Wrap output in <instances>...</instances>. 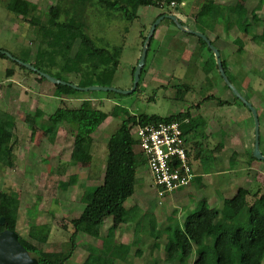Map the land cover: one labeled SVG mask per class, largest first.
Instances as JSON below:
<instances>
[{
	"label": "rangeland",
	"instance_id": "rangeland-1",
	"mask_svg": "<svg viewBox=\"0 0 264 264\" xmlns=\"http://www.w3.org/2000/svg\"><path fill=\"white\" fill-rule=\"evenodd\" d=\"M2 1L4 4L0 3V50L18 58V61L35 65L36 68L32 67L37 71L48 73L47 75L50 74L61 82L77 86L81 79L82 88L95 86L119 91L131 89L132 69L136 67L140 58L142 37L148 34L156 18L163 13L175 15L184 21V26L190 30L195 31L199 28L201 32L208 34L214 40V46L222 49H219L220 58L227 64L230 75L229 63L236 61L234 65L240 66L243 58L239 56L246 51L247 72L238 71L234 74L246 90L242 89L234 79L233 82L238 92L245 99L249 97L254 99L259 112L261 111L258 114L259 142L260 151L264 154V44L255 43L250 35L240 33L232 23L226 31L223 30L222 24L213 26V21L205 17L200 20L197 13L200 5L206 0H180L179 4L174 2V6L160 9L140 7L136 12L138 18L131 22L122 19L117 13L108 12L98 6L83 5L81 2L77 4V0H73L75 5L69 0H28L37 6L35 13L37 16L30 24L21 19L17 23L15 16L9 11L11 0ZM212 1L221 5L223 11H226L229 5H246L247 11H253L259 20L249 27L251 35L259 36L264 33V4L260 0ZM55 5L62 9L59 22H69L64 15L68 12L70 18L85 26V34L97 47L107 48L116 56L111 60L104 58L88 60V65L85 63L78 67L66 62V60L80 61L88 53L89 49L80 40L74 43L68 58L65 56L66 52L62 50H58L55 56H52V45L43 43L42 46L43 35L40 30L48 24L47 13L50 7ZM15 26H19L18 32ZM50 29L52 31V28ZM173 33L176 35L172 36L171 40H167L166 37H170ZM154 35L145 60L146 73L138 90L130 95L115 92L107 95L106 92L101 91L73 92L69 89L59 92L47 80H39V75L17 68L11 59H0V109L15 117L17 138L13 168L0 170V190L19 194L20 205L11 211V215L17 221L16 230L22 238L42 250L61 252L69 248L68 241L72 233L70 221L77 218L84 208L80 203L84 189L102 183L107 154L106 144L121 123V118L108 117L92 134L93 142L87 147L74 143L73 130L66 125L59 128L52 143L39 132L31 136L30 130L24 123L26 115H33L38 111L39 119L44 120L60 107L61 99L64 100L63 105L70 108H77L83 100H88L93 107L106 113H111L112 108L118 106L126 109L128 114L134 117L141 114L169 117L190 108L191 115L197 123L203 121L207 123L204 134L202 133L205 136L202 141L204 143L202 157L193 160L192 167L202 174H214L223 166L225 171L231 172L225 176L226 178L236 177L233 184L237 189L244 187L256 191L260 188L264 193V180L260 181V174H264V163L259 162L258 172H255L256 170H245V165L239 160L228 162L227 159H223L229 154H223L221 158L219 154L221 148L214 143L219 133L217 130H211V133H215L211 135L207 130L210 121L219 127L228 123L239 130L245 128L251 131L253 144V119L250 117L248 121H244L240 115L239 110H246L242 103L235 100L232 93L224 87L214 55L202 47L196 36L180 31L168 21H164ZM235 40H240L241 43H236ZM240 46L241 53L238 52ZM115 50H118V53ZM10 68L14 69L15 76L8 80L5 72ZM66 70L73 72L66 73ZM210 95L215 99L203 101ZM228 98L233 105H217V101H225ZM196 105L199 107L196 108ZM246 113L249 115L247 111ZM239 135L233 137L237 136L239 139ZM191 138L189 150L193 158L195 151L192 148ZM221 138L225 140V135ZM74 149L88 153L90 160L72 161L70 156ZM135 151L137 152L138 149L135 148ZM209 191V187L204 188L196 191L193 196L183 199L182 202L176 203V206L169 204L168 198L160 200L156 197L147 167L140 166L136 173L134 194L124 203L127 210L132 207L138 210L131 212L128 222L115 233L118 244L131 245V254L125 261H117L116 264H154L156 259L159 261L158 264H172L165 261L166 239L162 229L166 225V217L172 213L177 214L178 221L175 225L181 226L183 219L195 212L201 198L206 197L205 193ZM208 196V199L213 197L209 202L214 208L222 207V197L218 194ZM229 196L232 195H227ZM141 199L144 200L143 203ZM159 201H162V205H158ZM141 206L145 207L146 212L140 208ZM152 215L159 218V222L156 221L157 231L154 235H151L149 230ZM175 219L174 217L172 221ZM30 223L50 225V236L45 244H38L28 238ZM103 223L92 237L82 233L76 236V249L65 264H83L89 246L103 247L108 229L106 226L111 225V218H107ZM156 236L158 238L154 239ZM135 241L138 242L137 245H132ZM137 249H141L140 256L134 255ZM233 258L237 260L236 251L233 252Z\"/></svg>",
	"mask_w": 264,
	"mask_h": 264
},
{
	"label": "trees",
	"instance_id": "trees-1",
	"mask_svg": "<svg viewBox=\"0 0 264 264\" xmlns=\"http://www.w3.org/2000/svg\"><path fill=\"white\" fill-rule=\"evenodd\" d=\"M69 1L73 3V0ZM260 1L264 4V0ZM78 2L83 3V5L98 6L108 12L117 13L122 19L131 22L138 18L136 12L140 7L169 8L171 3L177 2L179 4L181 1L77 0L76 3L78 4ZM9 5L10 13L19 16L21 20L28 24L32 23L33 19L37 16L35 14L37 6L28 0H11ZM72 5L75 4L73 3ZM221 8V5L215 4L212 0H206L200 5L197 15L200 20L205 17L211 22L213 21L212 25H214L220 16ZM61 13L62 9L60 6L55 5L50 7L47 13L48 24L40 30L43 35L42 46L43 43H50L52 45V56H55L54 54L58 50H62L66 52L65 56L68 58V54L77 40H80L89 49L88 53L80 61L66 60V62L74 64L77 67L85 63L88 65V60L101 58L111 60L113 56H116L112 55L107 48L97 47L85 34V26L70 18L68 12L66 14L64 13V15L69 22H59ZM168 15L171 14L163 13L158 16H164V19L156 26V30L164 21H168L174 25L167 18ZM198 17L195 18L196 21ZM257 21L259 20L253 11L248 12L246 8L238 4H233L227 7L222 18V25L227 30L230 23H232L240 33L250 35L255 43L264 44V33L258 36L251 35L249 31V27ZM181 24L183 25V23ZM50 28H52V31ZM204 35L206 36V34ZM146 36L147 34L142 37L141 46H143ZM153 40L154 35L150 39L149 48ZM197 40L202 44V47L206 48L212 54L205 42L199 38ZM234 42L241 43L240 40H235ZM211 44L214 45L213 42ZM241 51L242 47L240 46L238 52L241 53ZM115 52L118 53V50H115ZM12 57L14 59L12 62L17 68L25 70L28 73L39 75L37 72L26 69L24 66L18 64V58ZM0 59L8 58L0 54ZM20 61L25 63L22 60ZM221 63L228 80L234 85L233 77L227 71V64L223 59H221ZM32 66L36 68L35 65L32 64ZM94 66H97V64H94ZM145 67L146 62L142 68L140 80L135 92L138 90L143 76L146 73ZM134 70L135 67L132 69V81ZM72 72V70H66V73ZM5 76L8 80L15 76L14 69H7ZM38 79L46 81L42 77ZM81 82L82 80L80 79L79 84H77L78 87H81ZM53 87L59 92L63 89L76 92L68 86L53 85ZM224 87L228 89L225 84ZM236 89L238 90V88ZM109 93L106 92L107 95ZM233 98L238 100L234 96ZM214 99V96L210 95L204 98L203 101L206 102ZM60 103V107L44 120L42 118L39 119L40 114L38 111L33 115H26L24 123L30 130L31 136L35 132H39L52 143L55 141L59 128L62 125H66L73 130L74 143L87 147L91 146L93 142L92 134L96 132L108 117L121 118L119 127L108 138L106 144L107 154L102 183L98 186L84 189L80 197V203L84 205V208L77 218L70 221L72 233L68 241L69 248L65 251L46 252L18 234L16 230L17 221L11 215V211L20 205V196L18 193L0 190V219L3 218L4 220V225H0V233L6 229L16 232L20 244L37 260L38 264H65L76 249V236L82 233L92 237L96 227L104 219L111 218L112 224L107 230L103 247L89 246L87 248L88 255L83 264H116L117 261H125L131 254V245L118 244L115 240V233L122 225L128 222L129 214L138 210L136 207L127 210L124 207V203L134 194L137 169L145 165V160L142 155L139 151H135L137 145L132 137V126L136 119L141 124L156 122L181 123L191 166H193V160H198L202 157L204 148L202 141L205 139L203 134L207 123L205 121L197 123L191 115L190 108L169 117L149 116L146 114L134 117L133 115H129L126 109L118 106H114L111 113H106L101 109L93 107L88 100H83L77 108L64 106V100L62 99ZM228 104L227 101H217L218 106H226ZM243 106L252 118L250 111L245 105ZM198 107L199 105H196V108ZM15 129V117L5 110L0 109V170L11 169L14 166L17 146ZM190 138L193 141L192 148L195 151L193 158H191V151L189 150ZM252 149L247 152L248 157L251 162L259 163L260 161L252 157ZM262 155L264 154L262 153ZM235 157L234 155L231 156L228 162L236 160ZM70 158L75 162L90 160L88 153L78 151L77 149L72 151ZM195 178L192 180V183L195 182ZM260 179L263 182L264 176L262 174H260ZM196 187L201 188V185H197ZM173 214L169 215L168 224L162 229V233L166 239L164 246L166 262L172 264H264V193L261 192L260 188L256 191L238 188L232 198L223 200L220 209L210 207L206 200L202 199L195 212L188 214L183 219L181 226H172ZM156 225V220L151 217L149 221L151 235H154L155 231H157ZM50 231L49 224L30 223L27 235L32 241L38 244H45L50 236ZM157 238V236L154 237V239ZM137 243L135 241L132 245H137ZM234 251L237 252L236 261L233 258ZM134 255L140 256L141 249H137ZM158 262V259H156L153 263L158 264Z\"/></svg>",
	"mask_w": 264,
	"mask_h": 264
},
{
	"label": "built area",
	"instance_id": "built-area-1",
	"mask_svg": "<svg viewBox=\"0 0 264 264\" xmlns=\"http://www.w3.org/2000/svg\"><path fill=\"white\" fill-rule=\"evenodd\" d=\"M132 137L145 160L158 199L168 198L191 185L196 174L189 163L181 123L141 124L136 119ZM158 205H162V201Z\"/></svg>",
	"mask_w": 264,
	"mask_h": 264
},
{
	"label": "crops",
	"instance_id": "crops-1",
	"mask_svg": "<svg viewBox=\"0 0 264 264\" xmlns=\"http://www.w3.org/2000/svg\"><path fill=\"white\" fill-rule=\"evenodd\" d=\"M0 1H1L0 2L1 4H4V2L2 0H0ZM240 6L246 8V5H240ZM224 12L225 11L221 10V14H220L218 20L214 23L213 26H215V25L218 26V25H221L222 24V18L224 16ZM12 16H15V20L18 23L20 17L19 16H16V15H12ZM180 22L183 23V25L185 24L184 21H182V20H180ZM194 23H195V20H194ZM195 25H196V23H195ZM15 30H16V32H18L19 26H15ZM223 30H226V29H223ZM195 31L201 32L202 30H200L199 28H197V30H195ZM202 33L206 34L205 32H202ZM174 35H176V34L173 33V34H171L170 37H166V39L167 40H171L170 38L172 36H174ZM156 36H157V34H156ZM206 36L207 37H210L208 34H206ZM209 39L211 41H213V43H214V40L211 37ZM219 49H221V48L219 47ZM219 49H218V51H219ZM219 53H220V51H219ZM240 55L241 56H239V58H243V60L240 61L241 62V65L240 66L234 65V63L236 61L234 63H229V65L231 66V72L230 73H231V76L233 77V79L235 81H237L238 85L240 87H242V89H245V87L243 86V83H241L238 78L234 77V74H236L238 71H243L244 73H246L247 70H248V66H247L248 65V62L246 60V58H247L246 51L242 52ZM246 100L248 102H250L251 105L256 109V112H257V115H258L261 111L259 112L258 107H257V105L254 102V99H252L251 97H249ZM225 101H227L229 103L226 106L233 105V102L231 101V99L228 98V100H225ZM239 112H240V115L242 116V118L244 119V121H248L249 120L250 115H248L246 113V111H243V110L240 111L239 110ZM229 123L231 124V122H229ZM208 126H209V128H207V130L210 131V134L211 135L212 134L213 135L215 134L214 132L211 133V130H217L218 133H219L218 134L219 138H218V136L215 137L214 143H217L218 144L217 146L219 148H221V150L219 152V154L221 155V158L223 157V154H229L228 156H225L223 158V159H227V161H229L230 157L234 155V156H236L235 157L236 160H239V162H242L243 165H245V168H244L245 170H249V171H255L256 170L255 172H258L259 163L258 162H251L250 161V158L248 157V154H247V152L250 149L253 148V144H252V133L250 134V132H251L250 130L245 129V128H243V130L242 129L239 130L237 128H233V126L232 125H229L228 123H225L224 125H222V126L219 127L218 125L213 124L212 121L208 122ZM227 130H229V131H227ZM230 134H232V135H230ZM222 135H225V140H222V138H221ZM233 135H237V136L239 135V139H238L237 136H234L233 137ZM240 137H241V139H240ZM259 148H260V142H259ZM242 163H241V165H242ZM244 169H242V170H244ZM217 170L218 171L215 172L214 174H210V173H203L202 174L201 171H197V170L194 169V172L196 174L195 182L192 183L189 187H187V188H185V189H183V190H181V191H179L177 193H174L173 196L168 197L169 204H172V205H175L176 206V203L182 202L183 199L193 196V194L196 191H201L202 189H204V188L206 189L208 187L210 188L209 193H207V194L205 193L206 197H202V198L200 197V198H201V200L202 199L206 200V202L208 203V205L210 207H214L213 205H211V202H209L210 200L212 201L213 197L208 199V197H209L208 195H216V194H218V196L219 197H222L223 200L224 199H230V198H232L235 195V192L237 190V188L233 184V183H235L234 181H235V178L236 177L233 178V179L226 178L225 176H227L231 172L225 171V169L223 168V166H222V168H219ZM262 175L264 176V174H262ZM197 185H201V188H197L196 187ZM242 188H244V187H242ZM229 194L232 195V196L227 197V195H229ZM141 200H142L141 202L143 203L144 200L143 199H141ZM223 200H222V202H223ZM195 201H197V199ZM140 208L143 209V211L146 212V209H145L144 206L143 207L141 206ZM169 217L170 216L166 217V222H165L166 225H164V227L167 226V224H168V218ZM174 217L176 219L172 222V226L173 227H175V226L178 225V224L175 225V223L178 221L177 220L178 219L177 214H175ZM152 218L156 219V221L159 220V218H157L155 215L154 216L152 215ZM160 218L162 219V217H160ZM104 220H107V218L104 219ZM102 224H104V223L102 222L99 226H101ZM111 224H112V221H111ZM99 226L96 227L95 232H97V228ZM110 226L107 224L106 227L109 228Z\"/></svg>",
	"mask_w": 264,
	"mask_h": 264
},
{
	"label": "water",
	"instance_id": "water-1",
	"mask_svg": "<svg viewBox=\"0 0 264 264\" xmlns=\"http://www.w3.org/2000/svg\"><path fill=\"white\" fill-rule=\"evenodd\" d=\"M168 19H170L174 25L182 32L191 34L193 36H196L197 38L201 39L203 42H205L208 49L212 52V54L215 57V63L217 66L218 73L223 81V83L228 87V89L231 91L232 95L237 98L243 105L247 107V109L250 111V114L253 119L254 123V139H253V149H252V157L256 159L257 161L264 162V155H262L260 148H259V123H258V115L256 112V109L251 105L250 102H248L234 87V85L228 80V77L226 76L221 59H220V53L218 49L211 44L210 40L201 32L193 31L187 28L186 26L182 25L180 20L175 15H168ZM164 19V16L158 17L152 26L149 29V32L146 36V39L144 41V44L141 49L140 58L137 62V65L135 67V70L133 72V84L132 88L127 91H119L113 88H106V87H78L71 83H65L61 82L45 73L37 71L34 67H32L29 64L22 63L17 60L18 64L24 66L25 68L35 71L39 74L40 77L44 78L48 82H50L52 85H62V86H68L72 88L75 91L79 92H115L121 95H130L135 92L138 82L140 80V74L142 71L143 66L145 65L146 55L150 44V39L153 37L156 26ZM0 54L5 55L7 58L14 60L13 57L5 52L0 50ZM0 225H4L3 218L0 219ZM0 264H38L37 260L32 257L27 250L20 244L18 240V235L14 231L9 230H3L0 233Z\"/></svg>",
	"mask_w": 264,
	"mask_h": 264
}]
</instances>
